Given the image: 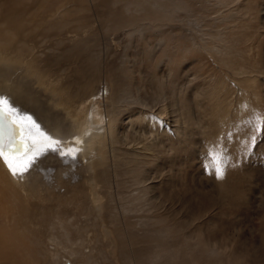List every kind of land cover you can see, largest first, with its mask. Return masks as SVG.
I'll return each mask as SVG.
<instances>
[{
    "label": "rangeland",
    "instance_id": "374dc122",
    "mask_svg": "<svg viewBox=\"0 0 264 264\" xmlns=\"http://www.w3.org/2000/svg\"><path fill=\"white\" fill-rule=\"evenodd\" d=\"M0 20V33L6 29L4 21L24 32L23 39L9 41L14 48L7 46L9 52L24 44L27 52L34 45L33 53L54 60L48 65L54 76L64 67L66 75L81 78L75 72L78 63L64 60L60 49H47L53 41L65 47L80 35L89 38L86 52L97 59L90 68L102 76L111 66L114 88L107 71L103 77L109 91L102 96L100 82L95 84L96 96L87 110L90 122L73 111L68 116L74 121L72 131L79 132L76 136L87 132L90 148L100 145L106 134L107 120L97 113L115 111L113 107L126 110L113 145L124 182L115 188L120 195L109 213H116L117 227L125 224L133 232L128 240L148 255L145 264H173V259L264 264V0H0ZM55 23L66 25L51 29ZM116 42L125 44L118 48ZM80 43L74 42L78 50ZM25 55L29 60L30 52ZM28 74L33 77L32 68ZM223 76L231 85L218 92ZM242 100L250 104L246 110L241 109ZM106 139L103 145L109 144ZM210 149L221 155L223 179L205 169ZM10 186L21 183L0 165V264H45L41 254L58 248L48 231L60 227L51 229L49 218L43 223L40 205L24 200ZM47 187L52 190V184ZM32 197L39 202L36 194ZM54 206L46 210L48 216ZM106 222L110 226L108 218ZM99 230L105 232L103 227L88 229L84 240L94 246ZM38 238L44 242H36ZM109 239H102L101 251ZM117 247H104V258L96 248L95 264H125L129 249ZM61 259L59 264L75 263L68 253Z\"/></svg>",
    "mask_w": 264,
    "mask_h": 264
},
{
    "label": "bare ground",
    "instance_id": "6f19581e",
    "mask_svg": "<svg viewBox=\"0 0 264 264\" xmlns=\"http://www.w3.org/2000/svg\"><path fill=\"white\" fill-rule=\"evenodd\" d=\"M2 21L3 20H0V22ZM2 24L6 25V29H4L3 33H0V37H5L0 38V59H4L3 63L1 62L0 64V77L3 79H0V92L5 98H7L8 101L7 104L9 106L5 104V108L7 110L16 108L12 119L17 125H19L23 133L22 136L18 137V139L27 143L31 151L24 152L23 154L14 157L9 156L7 159L5 157H0V165L15 183L19 185L21 183V186H10L15 194H19L24 200H26L27 197V199L31 200V202L40 205L38 218L41 217L40 220L43 223H47L45 220L46 218H49L51 220V222H49L51 229H53L52 226H56V228L60 227L59 229L48 231L49 238L53 242L57 243L58 248L55 247V249H52L51 251L48 249L50 255L47 253L41 254L43 261L45 264H59V262L62 261L61 258L63 257V253H68L72 258V261L76 264H95V258L97 255L93 256V252L97 251L96 248H99L100 253L98 255H102V258H104L107 254L104 247L109 249L111 245H115V249L117 246V249H119V244L120 247L122 244V246L128 247L130 253L129 256H127L126 253L124 254V258L126 259L125 264H143V261L146 259V256L148 257V255L145 252L142 253L138 247L133 245L132 241L128 240V237H133V235H129L133 232H129L130 229L127 232L125 224V227H117L119 224L116 221L118 220L116 213H109L111 212L114 198L120 195V189L118 190V188H115L121 186L124 182L121 181V177L119 178L122 171L121 162L119 156L116 159L117 152L113 145L117 142L115 132L119 128L118 122L120 121L122 113L126 110L121 107H113L112 109L116 112L104 109L97 113L100 116H103V118L105 117L107 120L106 134L102 136L101 140H98L102 142L100 145L92 144L90 148L86 146L87 139L85 135L87 132H83L81 136H76L79 132L72 131L74 121L68 116V112L73 111L76 116L83 115V119L88 123L90 122V113L87 110L91 108L90 104L93 102V97L96 96L94 94L96 92H93L95 84H97L98 87V82H100L99 88L103 93L102 96H105V94L109 91L107 79L106 77H103L107 74V71H111V73L108 74L114 88V73L113 70L110 69L111 66H108V70H103L104 73L102 76L99 75V70L90 68L95 61H97V59H95L96 57L92 58L91 55L86 52V47L89 46L88 42H90L89 38H84L80 35V37L75 36L73 41H71L73 43H68L65 47H59L57 46L58 43L55 44L53 41L47 49L54 51L60 49L63 51L62 55L64 60H70L73 64L78 63L75 72H79L77 74H79L81 78L75 76L76 78L74 80L73 77L66 75L68 72H66L67 69H64V67L63 71H57L58 75L54 76L51 74L48 67V65H54L52 63L54 60L42 53H33V49L35 47L34 45L29 44V46H27L28 48L26 51L30 52V56L27 55L30 58L29 60H27L25 55L27 52L23 50L25 44L24 46L21 45L22 47L18 45V51H15L14 53L9 52V48L14 50L12 45L13 43H10L9 41L23 39L21 35H24V32L22 30L18 33L20 28L16 27L17 30H13L12 28L14 27L10 26L5 21ZM57 24L58 23H55L49 27L53 29L57 26ZM58 25L60 28H63L66 24ZM78 28L81 29L82 26L79 24ZM60 31H63V29L59 30V32ZM74 42H81L79 44L80 50L77 49L78 46L75 45ZM123 44H125V42L115 43L118 48H123ZM4 50H6V54H4ZM82 52L83 55H80ZM50 54L51 56L55 55L52 53ZM117 56H119V53ZM11 59L18 60L19 62L14 61V63H12L10 61ZM109 63L110 62H108V64ZM31 68L34 72L32 78H30L28 74ZM83 76L85 79H83ZM100 77H102V80ZM37 82H41L44 87L39 85L36 86L35 83ZM222 84L223 87L218 88V92L224 91L227 85H231L230 81H228L224 76L221 80V85ZM22 88L24 89L23 91ZM45 88L49 90L46 91ZM113 88L110 89V91H114ZM16 93L18 95H16ZM111 93L110 97L112 98L113 92ZM19 97L23 99V101H21ZM242 101L243 102H240L242 105L241 109L243 108L246 110L247 105L250 106V104L245 103L244 100ZM54 104H59V106L55 107ZM27 107L30 110L27 109ZM31 108L35 112L31 111ZM27 112H29L30 115ZM226 113L228 114V111ZM85 115L88 119L85 118ZM159 115L162 116L163 113L160 112ZM52 116H55V118L52 119ZM38 122L43 126L46 125V128H48L50 132L46 134L44 128L42 127H40L38 131L36 129V124H38ZM85 128H87V126ZM92 130L93 128L91 131ZM40 132L45 133V135H40ZM59 135L61 137H59ZM49 137H51V139H49ZM105 138L109 141V144L107 145H103V140H105ZM56 140L59 141L58 145L54 144V141ZM49 145L56 147L57 150L52 151ZM61 153H66V155H61ZM38 157L44 158L42 160L45 161L41 162L38 160ZM24 160H27V162ZM30 161H34L31 164V167H29L27 171L23 172V174H20V169ZM8 165H11L12 168L17 171L16 175L12 174V170H10ZM88 174H90V176ZM74 180H77V183H74ZM3 181H7L6 176H4ZM49 183L52 184V190H49L47 187ZM71 183H73V186L71 185L73 190L69 187ZM59 184H62V187H60ZM17 189L22 191H17ZM43 189L46 190L45 193H42ZM32 194H36V196L39 197V202L35 201ZM55 204L56 210L54 209L52 216H48L46 214V210L51 209ZM34 217H37L36 214H34ZM107 218L110 226L106 222ZM112 226L114 230L112 229ZM101 227H103L105 232L99 230L97 235L94 237L95 245L91 246L89 241L84 240V232L90 228L100 229ZM72 229L75 231L74 234L72 232L69 233ZM104 237L106 239L110 237L112 241L109 239V241L101 247V251V241H103L102 239ZM3 239L4 237L0 236V242L3 241ZM125 239H127V243L124 242ZM35 241L44 242L41 238L35 239ZM88 247L90 250L86 253L85 249ZM187 258H189V256L184 257L183 260ZM153 260L154 259L151 261ZM172 263L189 264L188 260H186L185 263V261L181 262L180 259H173Z\"/></svg>",
    "mask_w": 264,
    "mask_h": 264
},
{
    "label": "snow or ice",
    "instance_id": "6c2138e0",
    "mask_svg": "<svg viewBox=\"0 0 264 264\" xmlns=\"http://www.w3.org/2000/svg\"><path fill=\"white\" fill-rule=\"evenodd\" d=\"M7 98L4 96H0V157L9 156H18L23 154L24 152L31 151L30 147L27 143L22 142L18 139V137L22 136L23 133L13 119L12 116L16 111V108H12L11 110H7L5 108V104H7ZM23 111V110H21ZM40 125L36 124V129L39 131ZM40 135H45V133L40 132ZM54 135V134H53ZM51 139V137H49ZM254 139V138H253ZM55 145L59 144V141H54ZM52 151H56L57 148L49 145ZM61 155H66V153H61ZM208 155L211 157V162L209 164H205V169H212L214 175L217 179H223L224 177V169L221 163V155L215 149H210ZM34 161L28 162L23 168L20 169V174L27 171L31 164ZM10 170H12V174L16 175L17 171L12 168L11 165H8Z\"/></svg>",
    "mask_w": 264,
    "mask_h": 264
}]
</instances>
